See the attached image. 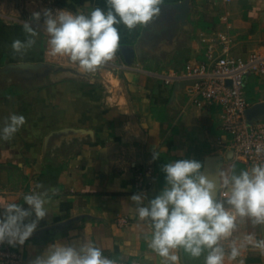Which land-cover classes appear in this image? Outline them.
<instances>
[{"label": "crops", "instance_id": "crops-1", "mask_svg": "<svg viewBox=\"0 0 264 264\" xmlns=\"http://www.w3.org/2000/svg\"><path fill=\"white\" fill-rule=\"evenodd\" d=\"M183 1L189 11L180 21L173 5ZM95 7L107 10L106 0H0V68L42 63L35 69L0 70V83L5 82L0 128L10 114L26 118L10 141L0 139V202L22 204L25 194L58 189L33 236L12 247L20 251L22 264H30L54 242L75 240L94 243L119 264H160L145 242L148 222L139 221L130 197L158 194L165 185L161 167L173 160L195 159L205 167L206 157L213 155L218 168L233 163L237 172L249 168L233 158L220 106L194 104L185 86L165 84L161 73L203 61V37L218 31L232 35L233 55L264 52V0H165L161 16L147 27L130 32L120 25L115 59L92 73L66 57L51 56L42 29L23 59L13 54L11 44L25 39L22 24L33 12L88 14ZM38 26L42 20L33 23ZM245 91L249 106L264 101V74L247 75ZM248 120H264V113ZM154 150L160 153L157 160ZM147 165L154 168L153 179L141 190L135 172ZM246 233L264 239V226L239 224L234 238ZM243 259L244 264H264V256L252 250ZM182 260L203 264V256L190 262L182 255Z\"/></svg>", "mask_w": 264, "mask_h": 264}, {"label": "clouds", "instance_id": "clouds-1", "mask_svg": "<svg viewBox=\"0 0 264 264\" xmlns=\"http://www.w3.org/2000/svg\"><path fill=\"white\" fill-rule=\"evenodd\" d=\"M165 0H106L107 10L95 7L90 13L52 9L33 12L22 24L25 39L11 44L21 59L37 42L39 30L47 34L51 56L66 57L86 72H95L115 59L120 48L119 26L128 31L147 27L161 16ZM42 26L33 27V23ZM26 118L10 114L0 128V139L10 141L24 126ZM251 151V149H249ZM255 155L264 156V145L255 146ZM160 157L153 151V160ZM195 159H179L162 165L165 185L153 198L134 194L139 221L148 222L145 236L148 249L160 258V264H183L203 256V264H244L243 253L252 250L264 256V239L254 233L234 238L238 225L264 226V162L236 170L218 168L205 171ZM43 188V185L40 186ZM58 189H43L23 196V203L0 202V244L23 246L49 214L47 204ZM28 207L25 208L23 205ZM226 245V246H225ZM150 258V257H149ZM30 264H119L103 254L92 242L75 240L69 244L54 242L30 261Z\"/></svg>", "mask_w": 264, "mask_h": 264}, {"label": "built area", "instance_id": "built-area-1", "mask_svg": "<svg viewBox=\"0 0 264 264\" xmlns=\"http://www.w3.org/2000/svg\"><path fill=\"white\" fill-rule=\"evenodd\" d=\"M203 40L206 43L203 61L188 62L181 69H168L161 73V78L167 85L185 82L188 99L198 106H220L221 127L231 135L230 146L235 160L248 167L264 162V156L255 155V146L264 145V120H248L246 110L249 102L245 91L247 75L264 74V52L254 50L247 57L233 55V37L228 31H218L215 36L203 37ZM217 43L222 47L218 48ZM153 174L152 165L137 169L135 185L146 190L152 183ZM122 221L127 222L126 219ZM0 264H22L20 251L7 243L0 244Z\"/></svg>", "mask_w": 264, "mask_h": 264}, {"label": "water", "instance_id": "water-1", "mask_svg": "<svg viewBox=\"0 0 264 264\" xmlns=\"http://www.w3.org/2000/svg\"><path fill=\"white\" fill-rule=\"evenodd\" d=\"M175 9L177 10L176 13V19L180 21H185L187 17V13L189 11V3L188 1H183L179 2L173 5ZM42 63H32V62H22V63H17V64H11L7 65L5 68H0V70H8L10 68L16 67V68H21V69H35L39 66H41ZM176 85L179 86H185V82H177L175 83ZM258 113H264V101H259L256 102L252 105H250L247 110V118H251L253 115H256ZM232 152V149H231ZM232 157V156H229ZM217 157L210 155L206 157L205 159V167L203 171L210 173V174H215L216 170L218 169V165L216 163Z\"/></svg>", "mask_w": 264, "mask_h": 264}, {"label": "rangeland", "instance_id": "rangeland-1", "mask_svg": "<svg viewBox=\"0 0 264 264\" xmlns=\"http://www.w3.org/2000/svg\"><path fill=\"white\" fill-rule=\"evenodd\" d=\"M1 77V76H0ZM2 81V80H1ZM2 83H3V85L5 84V82L3 81V82H1L0 83V90H2L3 88H4V86L2 85ZM23 86H28L29 87V85L28 84H26V85H23Z\"/></svg>", "mask_w": 264, "mask_h": 264}]
</instances>
